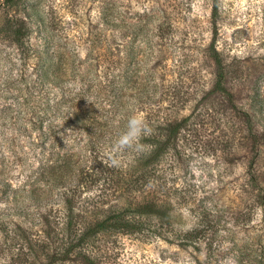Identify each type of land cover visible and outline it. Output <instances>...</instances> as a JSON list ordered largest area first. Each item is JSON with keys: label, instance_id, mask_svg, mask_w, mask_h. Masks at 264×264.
Returning <instances> with one entry per match:
<instances>
[{"label": "rangeland", "instance_id": "rangeland-1", "mask_svg": "<svg viewBox=\"0 0 264 264\" xmlns=\"http://www.w3.org/2000/svg\"><path fill=\"white\" fill-rule=\"evenodd\" d=\"M218 3L214 22L213 0H0V264H85L80 251L101 264H260L264 0ZM90 109L102 130L73 121ZM133 110L147 124L189 119L178 138L156 130V170L142 141L110 168L124 181L100 164L81 189L48 176L72 153L84 168L90 153L108 161ZM64 122L68 139L50 129ZM122 210L141 222L102 230L59 260L76 235Z\"/></svg>", "mask_w": 264, "mask_h": 264}, {"label": "trees", "instance_id": "trees-1", "mask_svg": "<svg viewBox=\"0 0 264 264\" xmlns=\"http://www.w3.org/2000/svg\"><path fill=\"white\" fill-rule=\"evenodd\" d=\"M218 1L219 0H213L212 18H213L214 22L216 21V19L218 17V11H219ZM209 52H210L211 57L214 59L215 64L217 65L216 77H217V84L219 85L218 87H222L223 69L224 68H223V63H222V60L220 58L219 52H218L217 48L215 47L214 43H212L210 45ZM73 115L75 117V120H73V121L78 122L81 125L79 127L86 129L89 132H92L94 130V128H95V127H93L94 123H96L100 127L98 129L102 130L105 127V125L103 123L99 122L100 116L95 114L91 109L88 112V114L82 115V114H80V112L79 113L74 112ZM60 116L62 118V114H60ZM63 117H65V116H63ZM155 117H157V115H152L149 118L148 124H149V127L152 129L151 134L148 136H145V138L143 140L141 139V142L142 141L149 142V144H151V146H152V154H153L154 160L151 164L153 167L151 169H153V170L154 169L156 170L155 165H157V162L159 161V156L161 155L160 152H162V150L158 147V142H157L158 136L156 134V130L158 131V130H162L164 128H167L169 132H172V135L174 137L178 138V134H180V132L186 127V125H187L186 122L189 120L187 118H184V119L177 121V122L167 121L164 126H161L162 121L157 120V118H155ZM67 119L68 120L66 122H71V120H72L71 118H67ZM162 120H163V118H162ZM51 123H53V122H51ZM57 127H58V129H57ZM50 129L52 131H56L59 134H62V137L64 139H68V137H69V134H65V132L67 130H69L68 125L65 122H64V124L63 123L62 124H52V128H50ZM97 135H98L97 136L98 141L96 142L97 143L96 145H98V146H96V147H98V149L100 150V146H99L98 142H99V139H102L103 133H97ZM73 155H75V154H73V153L69 154L68 160L65 157L66 161L64 164L61 165V168L55 164L49 166V168L47 170L48 176L51 177L52 179H57L58 183L63 181L65 186H67L66 181H68L70 176H72V178H74L75 181L78 179L77 187H79L81 189L82 185L84 186L83 183L87 182L91 185V184H94V182H96L99 179L97 177L98 176L97 173H93V171L96 172V166H97L96 164H100L99 170L101 168V170L103 172L108 173L109 175H111V173H112V178H117V180H116L117 183L119 181H124L127 179L125 177V173H123V170H121V171L111 170L110 169L111 166H109L107 161H105L103 157L101 158V156H102L101 153L99 155L97 153H95V154L90 153V155H91L90 158L92 160H94L95 163H94V165H90L87 168L83 167V165H82L83 163L81 160H77V159L74 160ZM98 160H100V161H98ZM151 165L149 167H151ZM149 167L145 166L147 172L149 171ZM148 173L151 174V171H149ZM135 181L136 180H133L132 183H135ZM141 181H142V179H141ZM129 185H133V184H131L129 181ZM141 185H142V182H141ZM135 212L138 214L136 215L134 212H133V214H129L128 212H123V210H122V211H120V213H117V215L113 217V220H109L108 218H106L103 220H99L95 224L89 226V228L85 229L81 234L76 235L74 242H72L68 246H66L64 254L62 255V258L59 260H61L62 262L67 261V260L69 261L70 255H71V253L74 252L75 248H77V247L82 248L84 246V244L89 245L94 240V237L98 233H100L102 230H105L107 228H112V227L114 228V226L129 227V225H131V223H133V222H137V223L141 222L140 219H141L142 215L138 211H135ZM127 216H128V218H126ZM191 233L194 234L195 237H197L196 236L198 233L197 230L194 229L193 232H191ZM178 244L183 248H186L190 245L189 242H187L185 240L178 242ZM263 251H264V249H263ZM79 254H80V257L82 258V260L84 261L85 264H101L95 258L91 257L90 255H88L84 251L83 252L80 251ZM32 255L35 256V258H38V256H36L37 254L35 252L32 253ZM59 256H61V255H56V257H59ZM259 262H260V264H262L264 262V255L262 256V258ZM51 263H53V260L51 261ZM75 263H77V262H75ZM47 264H50V263H47Z\"/></svg>", "mask_w": 264, "mask_h": 264}, {"label": "clouds", "instance_id": "clouds-1", "mask_svg": "<svg viewBox=\"0 0 264 264\" xmlns=\"http://www.w3.org/2000/svg\"><path fill=\"white\" fill-rule=\"evenodd\" d=\"M129 116L124 129L112 141L111 151L108 153L109 166L114 168L121 167V154L131 151L139 154L144 150L141 139L151 134L152 129L148 126L144 117L138 113Z\"/></svg>", "mask_w": 264, "mask_h": 264}]
</instances>
